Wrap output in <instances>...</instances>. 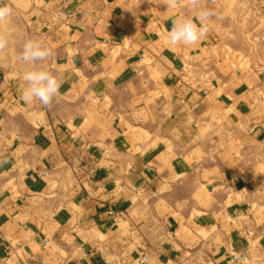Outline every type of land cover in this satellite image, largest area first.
Masks as SVG:
<instances>
[{
  "label": "crops",
  "instance_id": "crops-1",
  "mask_svg": "<svg viewBox=\"0 0 264 264\" xmlns=\"http://www.w3.org/2000/svg\"><path fill=\"white\" fill-rule=\"evenodd\" d=\"M230 1L172 46L187 0H3L61 88L25 104L0 73V264H264V76L217 52Z\"/></svg>",
  "mask_w": 264,
  "mask_h": 264
},
{
  "label": "rangeland",
  "instance_id": "rangeland-1",
  "mask_svg": "<svg viewBox=\"0 0 264 264\" xmlns=\"http://www.w3.org/2000/svg\"><path fill=\"white\" fill-rule=\"evenodd\" d=\"M230 2L224 17L219 18L215 24L217 52L230 61L233 68L246 67L264 76V0ZM0 32L9 40L8 47L0 52V73L9 75L13 80L22 79L24 72L36 67L19 58L23 44L34 39L47 47L46 39L38 34L41 28L13 11L8 20L0 23ZM46 62H40L39 66H45ZM234 142L235 139H232L230 144H226L233 148Z\"/></svg>",
  "mask_w": 264,
  "mask_h": 264
},
{
  "label": "clouds",
  "instance_id": "clouds-1",
  "mask_svg": "<svg viewBox=\"0 0 264 264\" xmlns=\"http://www.w3.org/2000/svg\"><path fill=\"white\" fill-rule=\"evenodd\" d=\"M181 0H164V5L168 9H176ZM187 3L198 11L194 17H177L172 20V27L167 32V41L170 45H193L197 43L208 32L206 21L215 15L210 8H201L200 0H187ZM13 14L11 5L0 0V23L8 20ZM9 45L7 36L0 32V52H3ZM51 50L45 47L40 41L29 39L22 47L19 58L25 63L35 65L32 70L24 72L22 80L24 84L21 89L19 99L25 104H32L38 101L45 107H50L55 98L59 95L61 82L51 71L45 70L39 64L48 59ZM3 161L0 163H6ZM239 264H248L247 256H237Z\"/></svg>",
  "mask_w": 264,
  "mask_h": 264
},
{
  "label": "built area",
  "instance_id": "built-area-1",
  "mask_svg": "<svg viewBox=\"0 0 264 264\" xmlns=\"http://www.w3.org/2000/svg\"><path fill=\"white\" fill-rule=\"evenodd\" d=\"M183 70H186V69L184 68ZM109 214H110V215H115L116 212H115V210L111 209L110 212H109ZM238 255H239V256H247V254H245V253L232 254V260H233V261H236V262H239V261L236 259V257H237ZM145 258H146V256L144 255V256H143V260H145ZM247 258H248V256H247Z\"/></svg>",
  "mask_w": 264,
  "mask_h": 264
}]
</instances>
